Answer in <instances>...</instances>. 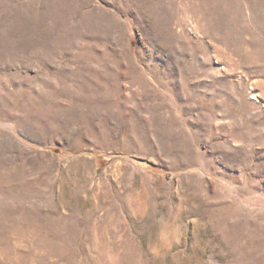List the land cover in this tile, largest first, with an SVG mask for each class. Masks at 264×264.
Returning <instances> with one entry per match:
<instances>
[{
	"label": "rangeland",
	"instance_id": "obj_1",
	"mask_svg": "<svg viewBox=\"0 0 264 264\" xmlns=\"http://www.w3.org/2000/svg\"><path fill=\"white\" fill-rule=\"evenodd\" d=\"M0 264H264V0H0Z\"/></svg>",
	"mask_w": 264,
	"mask_h": 264
}]
</instances>
